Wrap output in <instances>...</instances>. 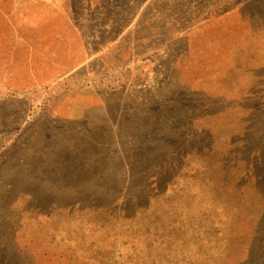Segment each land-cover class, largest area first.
Listing matches in <instances>:
<instances>
[{
  "label": "rangeland",
  "instance_id": "374dc122",
  "mask_svg": "<svg viewBox=\"0 0 264 264\" xmlns=\"http://www.w3.org/2000/svg\"><path fill=\"white\" fill-rule=\"evenodd\" d=\"M44 1L0 0V264H106L95 259L115 244L136 245L148 264H204L207 252L215 263L219 250L175 262L158 244L146 248L134 227L142 218L127 208L131 198L170 204L184 222L197 204L211 206L221 238L241 240L229 232L227 196L197 185L214 173L197 174L225 160L224 139L240 141V130L253 141L243 155L264 154V0H71V14L35 31L10 28L15 5L26 22ZM199 142L201 154L186 147ZM232 179L223 173L220 187ZM55 210L81 211L84 222L103 210L96 229L82 227L98 251L74 260L58 249ZM256 222L264 234V214ZM253 235L227 264H264Z\"/></svg>",
  "mask_w": 264,
  "mask_h": 264
},
{
  "label": "trees",
  "instance_id": "16d2710c",
  "mask_svg": "<svg viewBox=\"0 0 264 264\" xmlns=\"http://www.w3.org/2000/svg\"><path fill=\"white\" fill-rule=\"evenodd\" d=\"M64 1H68L66 8H64L62 2H55L53 0H48L47 2L44 1L41 6L39 4L33 3L35 5H32L31 8L27 9V12H33V16L27 14L26 22L22 20V18L26 15V12L23 11L24 6L17 4L14 6L13 10L9 11L13 17L11 19L10 28H24L25 24H29L26 26H32L31 29H34L35 31L36 27L39 26L41 22L45 20L46 22L55 21V19L59 16V12H63L67 16V13H69L67 11V6L70 5L72 1ZM92 5H90V7H92ZM95 9L97 8L94 6V10ZM86 13H88L87 10ZM244 131L245 130L238 131L240 141L238 140L236 143H233L234 138L236 139V137L231 136L229 137L228 141L226 138L224 139V142L227 144V148H225L227 152L225 150L223 151V154H227L225 155L227 156L225 157V160L220 158V160L216 162L218 163L217 167L209 166L207 169L205 166L202 167L198 172L197 175L202 173L204 174L206 172L214 173V175L211 176L213 177V182L202 177H194L192 181L186 182V185H192L196 187L195 179L202 178L201 181L197 183V185L202 189L206 188V184H210L211 186L215 187V194L220 192V194H225L227 196L223 199V205L225 204L226 199V203L228 204L226 212L229 214L228 218L230 219L229 232H231L233 229L232 231L235 232H233L235 234L234 236H241L237 237L241 240L238 242L237 240H234L235 238H221V229L214 228L215 225L213 223L216 222H214L212 218L216 217L217 212L216 210L212 209L211 206L202 208V206L197 204L195 209L198 212V215H188L190 217L186 215L187 220H184L183 222L182 218L184 215L183 212L181 213L179 210H182L181 207H176V209H173V205L170 206L169 204V209H165L163 207L145 208L143 203L137 204L138 200H133L135 198H131V204H129V207L131 208H127V210L130 214H135V211H137L139 218H142V220L138 221L134 227L136 226L138 230L142 232L141 235L144 236L142 242H144L146 248L158 244L163 249V252H168L171 254V256H173L175 262H178L181 258L190 261L195 257V254L199 255L198 252L205 248L209 250H219V259L215 263H213V256L208 252L207 255L200 257L201 261L204 264H227L229 259H232L235 254H239V252L242 250L241 245L245 242V239L243 240L242 238L246 237L247 234H254L253 236L258 235L264 240L263 231H261V228L258 230L259 222H256L264 214V154L260 153L256 155L254 159H250L252 156L251 154L248 156L243 155V153H248L249 150H246V147L253 142H249L247 134H245ZM200 145L202 144L199 142L196 145H188L186 147H189L192 149V151L201 154V150L203 151L204 149L201 148ZM209 161L210 160L207 162L209 163ZM225 161L229 162L227 166L230 167V172L226 171V167L221 166V164L226 165L227 162L225 163ZM247 162H249L248 165L245 164ZM254 165L260 168L261 171L259 173L252 171ZM243 166L244 168L248 169L249 172H252L254 179L256 181L258 180L257 182H259L262 187L254 184L255 182H247L245 178H241ZM223 173L230 175L232 178L238 179L222 181L223 185L220 187V179L223 178ZM189 189L191 188H188L187 190ZM129 196H131V194ZM215 199H220V195L217 194ZM212 200L215 201L214 198H212ZM183 209L187 210L189 208L183 207ZM43 213V211H33L32 218L37 220V218L40 215H43ZM47 214L49 215V212H47ZM54 214L57 218V223L56 226H53V230L55 231L56 227V232H65L64 236L59 241V243H62L61 245H63V247L61 248L60 244L58 243L60 246L58 249H66L67 252L70 253L69 258H73L74 260L83 259V257L80 255H91L98 251L97 244L100 240L94 236V233H91L82 227L85 224L87 228L96 229L98 220H95V222L92 221V219L93 217L101 218L102 215H104L103 210H99V212L90 214L85 212V215L90 217L88 218L89 220L85 222L81 221L83 216L79 218V215H84L81 211H79L77 214H73L72 216L69 215L68 218L65 217L66 215H64L62 210H55ZM44 230H46V227ZM81 230L84 232L83 236L80 234ZM90 238H94V240H90ZM114 247H116V244L110 246V251L108 252L111 254L110 258L106 257V253H103L95 260L102 263L105 262L106 264H148L146 260L142 259V256L138 255L139 247L136 245H133L131 249H123V246L121 249V246L119 245L118 250H115L116 248ZM163 254L167 255V253Z\"/></svg>",
  "mask_w": 264,
  "mask_h": 264
}]
</instances>
